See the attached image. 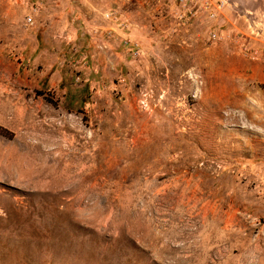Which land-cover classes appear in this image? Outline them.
Masks as SVG:
<instances>
[{
    "label": "rangeland",
    "instance_id": "rangeland-1",
    "mask_svg": "<svg viewBox=\"0 0 264 264\" xmlns=\"http://www.w3.org/2000/svg\"><path fill=\"white\" fill-rule=\"evenodd\" d=\"M0 264H264V0H0Z\"/></svg>",
    "mask_w": 264,
    "mask_h": 264
}]
</instances>
